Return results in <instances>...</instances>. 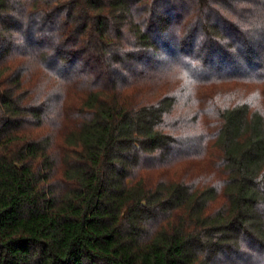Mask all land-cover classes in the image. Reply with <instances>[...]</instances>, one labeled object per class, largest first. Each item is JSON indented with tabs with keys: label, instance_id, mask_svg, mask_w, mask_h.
I'll return each instance as SVG.
<instances>
[{
	"label": "trees",
	"instance_id": "trees-1",
	"mask_svg": "<svg viewBox=\"0 0 264 264\" xmlns=\"http://www.w3.org/2000/svg\"><path fill=\"white\" fill-rule=\"evenodd\" d=\"M247 81L264 0H0V264H264Z\"/></svg>",
	"mask_w": 264,
	"mask_h": 264
},
{
	"label": "rangeland",
	"instance_id": "rangeland-1",
	"mask_svg": "<svg viewBox=\"0 0 264 264\" xmlns=\"http://www.w3.org/2000/svg\"><path fill=\"white\" fill-rule=\"evenodd\" d=\"M239 85H240V87H242V91L249 93L248 94L249 96H251L255 92H258L257 93L258 95H259V92H260L261 93L260 95L264 96L263 95L264 94V83L255 84L252 81H247V82H244L243 84H239ZM226 96H228V94H226ZM205 158H207V157H205ZM205 158L203 160H197V161H205ZM198 163H200V162H197L196 164H198Z\"/></svg>",
	"mask_w": 264,
	"mask_h": 264
}]
</instances>
